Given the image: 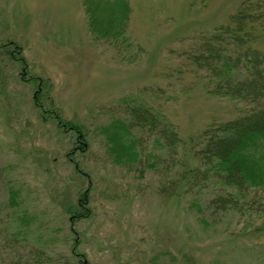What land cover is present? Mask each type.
<instances>
[{
    "label": "rangeland",
    "instance_id": "rangeland-1",
    "mask_svg": "<svg viewBox=\"0 0 264 264\" xmlns=\"http://www.w3.org/2000/svg\"><path fill=\"white\" fill-rule=\"evenodd\" d=\"M242 1L128 0L126 39L111 40L90 31L82 0H0V44L20 45L26 77L45 81L38 100L86 139L73 149V133L35 106L36 83L0 53V264H264V188L223 210L214 179L180 180L200 166L190 138L244 109L209 94L185 59ZM132 101L176 126L173 158L140 134L135 161H113L101 126ZM85 189L88 214L74 219Z\"/></svg>",
    "mask_w": 264,
    "mask_h": 264
},
{
    "label": "trees",
    "instance_id": "trees-1",
    "mask_svg": "<svg viewBox=\"0 0 264 264\" xmlns=\"http://www.w3.org/2000/svg\"><path fill=\"white\" fill-rule=\"evenodd\" d=\"M82 3L89 29L96 37L126 39L128 0H82ZM0 53L20 65L25 82L36 83L32 99L41 115L52 118L62 131H71L73 149L85 151L86 139L80 125L63 120L58 111L44 108L38 100L45 81L37 76L26 77L27 62L20 45L6 41L0 44ZM185 59L201 74L209 94L242 103L244 109L232 118L210 121L190 138L192 156L200 166L186 170L180 180L188 190L212 178L225 194L216 195L211 204L223 210L240 209L250 191L264 188V0H243L224 23L209 35L201 36L186 52ZM124 111V117L101 126L106 149L115 163L135 161L143 145L140 134L162 141L171 158L176 155L180 142L176 126L159 111L136 101L125 103ZM74 164L79 171L77 162ZM87 203L85 189L77 197L74 219L87 216ZM193 207L201 213V219L199 204L194 203ZM72 253L80 255L74 249Z\"/></svg>",
    "mask_w": 264,
    "mask_h": 264
}]
</instances>
